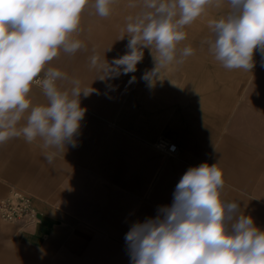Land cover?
<instances>
[{"label": "crops", "instance_id": "1", "mask_svg": "<svg viewBox=\"0 0 264 264\" xmlns=\"http://www.w3.org/2000/svg\"><path fill=\"white\" fill-rule=\"evenodd\" d=\"M128 3L129 0H114L105 32H90L88 37L99 41L94 49L85 46L84 50L80 49L72 55L61 50L52 60L55 69L66 73L69 78L59 81L62 90L70 89V81L78 79L82 90L90 92L87 96L82 93L80 97L81 107L86 112L75 136L77 146L67 145L50 164L44 158L45 153L36 150L23 137L0 145V157L10 160L6 175L19 181L22 187L36 183L40 187L31 186L30 190L42 194L49 204L48 207L38 206L34 199L39 222L32 232L33 235L50 237L49 249L60 248L55 264H132L125 241L126 233L135 222L155 218L160 207L171 206L176 185L181 179L175 176L172 182L167 175L169 170L166 172V169L156 168L158 154L150 149L154 144L150 145L146 135L148 130H144V125L150 123L155 133L169 135L172 123L174 133L184 132V106H193V93L190 100L185 101L184 98V89L188 86L199 95L196 100L203 110L200 117L202 125L195 130L190 125L188 129L189 140L192 141L189 149L196 155L206 157L192 167L205 162L209 165L217 163L223 171V178H227V170H224L227 161L235 165L243 161L244 164L247 159L245 147H252L254 152L256 136L261 130L260 121L264 131V119H260L261 115L264 117V53L259 50L254 52L255 66L250 71L224 68L209 52L207 44H202L212 35L191 34V27L208 25L206 14L184 29L187 38L178 47L191 46L194 55L187 57L183 64H171L173 72L170 78L178 85L176 88H169L165 80L161 88L154 89L149 81L142 79L146 72L155 67L154 57L158 58L155 47L152 51L143 49V59L134 73L99 79L101 74L90 66L92 55L99 54L102 60L110 63L130 51L127 47L130 39L126 32L127 17L135 16L141 10L142 0H137L138 6L134 9L129 8ZM86 7L95 10L94 0ZM227 9L228 5H223L221 8L210 7L208 11L220 12L216 18L219 19L221 12ZM78 39L83 42L82 36ZM211 74L220 76L212 77ZM132 77H135V81H132ZM228 86H235L242 94L238 99L239 107L226 116L220 127L216 115L210 114L209 105L216 101L215 95L221 94ZM33 93L35 91L31 90V100ZM248 102L252 103L251 107L247 105ZM171 105L174 107L171 108ZM242 105L246 109L241 116ZM171 115L173 120L170 119ZM245 125L247 134L240 130ZM226 134H230L232 140L243 139L241 145L224 143ZM169 142L177 146L178 156L167 158L177 160L181 156V148L175 142ZM233 154L241 155V160H233ZM98 170H103L109 176L111 184L116 177L123 180L122 184L135 196L120 194L111 189L109 182H101L87 173ZM221 199L226 202L222 192ZM154 202L161 206L153 207ZM123 206L126 209H122ZM127 209L131 211L128 213ZM97 232L115 238L117 244L94 234ZM24 254L19 249H1L0 264H28L29 258Z\"/></svg>", "mask_w": 264, "mask_h": 264}, {"label": "clouds", "instance_id": "2", "mask_svg": "<svg viewBox=\"0 0 264 264\" xmlns=\"http://www.w3.org/2000/svg\"><path fill=\"white\" fill-rule=\"evenodd\" d=\"M89 3L0 0V145L21 136L27 143L39 138L50 164L67 145L77 146L86 112L80 97L90 92L78 79L62 90L57 82L68 76L46 65L61 50L72 55L85 47L73 33ZM113 3L94 0L96 14L108 17ZM225 3L226 13L208 21L212 37L202 44L224 68L250 71L254 52L264 53V0H142L141 10L127 17L130 51L110 63L94 54L90 66L101 80L134 73L143 49L155 47V67L142 77L153 81L161 69L194 55L191 46L178 47L187 38L185 27ZM137 6V0H129V8ZM33 84L41 86L46 103L33 104ZM223 177L217 163L190 167L176 185L171 206L160 207L155 218L135 222L126 233L132 264H264V231L241 213L239 202L221 199Z\"/></svg>", "mask_w": 264, "mask_h": 264}, {"label": "rangeland", "instance_id": "3", "mask_svg": "<svg viewBox=\"0 0 264 264\" xmlns=\"http://www.w3.org/2000/svg\"><path fill=\"white\" fill-rule=\"evenodd\" d=\"M92 1L93 0H90L89 4H91ZM224 6H227V4H224ZM115 7L120 8V6H115ZM87 8L88 7H85L84 11L82 12L80 28L76 33H73V38L78 39L79 36H82L83 44L90 49H94L99 44V41H95L94 39H91L88 36L91 31L105 32L107 17H100L99 15L96 14L95 10H90L89 8L88 9ZM226 11L227 10H223L221 12L222 16L226 13ZM219 15L220 12L216 13L214 11H208L206 13V19H207L206 22L208 23L210 19L218 18ZM191 34L192 35L207 34L208 36L212 35L208 25L206 27H191ZM82 49L84 50V48ZM49 67L55 68L53 65V61H51L50 65L46 68ZM172 72L173 69L171 64L161 69L159 76L156 77L153 81H149L150 86L154 89H159L162 87V82L167 80V84L169 88H176L178 85L175 82H173L170 78ZM41 75H44L43 72L40 74V76ZM211 76L219 77L220 74H211ZM57 83L59 86V81ZM31 90L35 91V93H33L34 97L32 99L34 105L42 101H46V97L44 96L42 89L32 85ZM192 93H193V97L191 99ZM241 94H242L241 91H238L235 88V86H228L221 92V94L215 95L214 98H216V101L214 103H210L209 112L210 114L216 115L217 120L220 123V127H222V123L223 121H225L226 116H228L232 112V110L235 109V107H239L238 99L241 97ZM198 96L199 95H197L195 92L192 91V87L188 86L186 89H184L185 101L191 99V103H192L191 105H193L190 106L189 108L187 105L184 106L185 109L184 132L174 133L172 131L173 129L172 123L170 124L169 127L171 129V133L169 135H165L163 132L155 133V131L153 130V126H151L150 123L144 125V130H148L146 135H148V138L150 140V145L156 143L159 140L158 139L159 137H163L164 140L173 141L181 148L180 158H178L177 160H172L164 155H161V153L159 154L157 150L153 149V147L152 148L150 147V149H152L158 154V158L156 160V165H158V167L156 168L166 169L167 170L166 172H168L169 170L168 172L169 174L167 173V175L168 177L171 178L172 182L174 181L175 176L176 178L179 179L182 178L186 170L194 166V164H198L206 159V157L204 156L194 154L193 151L189 149L190 146H192V141L189 140V136H188V129L190 125H192L193 130H195L197 126L202 125L200 123L202 120L201 113L203 110L201 105L196 100ZM247 105L251 107L252 103H249ZM172 107H174V105H171V108ZM187 108H188V112H187ZM245 109L246 106L243 107L242 105L240 109L241 116H242V111ZM170 119L173 120L172 115ZM260 119H264V117H262L261 115ZM245 120L244 122L246 123ZM259 126L261 127V130L259 134L256 136L257 138L255 140L254 152L252 147H249L248 149L247 147H245L244 149L245 153L247 154V159L245 158L246 162L244 160V164H242L243 161L242 162L240 161L237 165H235V163L232 164L231 162L227 161L226 164L224 165V170H227L225 176L227 178H224L225 183L223 188L221 189V192L225 195L226 202H231V201L239 202L240 199H242L243 201L239 202L241 207L240 209L241 213L251 216L256 226L260 228L262 231H264V131H262L261 121ZM240 130L242 133L247 134L246 125L244 128L241 127ZM254 130H255V126H254ZM251 131H252V126L250 128V132ZM242 140L243 139L237 140L236 138L232 140L230 134H226V136L224 137V143H226L227 145L232 144L236 146V144L238 143L239 145H241ZM29 144H31L32 147H35L36 150H38L39 152L45 153L46 151H49L48 149H45L43 147V141L39 138L36 141ZM116 153L118 154L119 151H116ZM241 158H242L241 155L233 154L232 156L233 160H241ZM9 168H10V160L4 157H0V197L6 193L7 188H13L32 196L33 199H35V201L37 202L38 206L42 205L48 207L49 204L45 202L42 194L34 193L30 190V188L32 189L31 186L37 188L38 185L32 182L30 183L31 185L26 184L28 188L24 186L23 187L20 186L18 184L19 181H15L10 176L6 175V170H8ZM87 173L90 176L96 178L97 180L99 179L101 182L104 183L109 182L111 189L119 192L120 194L125 193L128 196L129 195H131L132 197L135 196L134 193H131L128 190V188L126 189L125 185L122 184L123 180L118 179L116 177L114 178L113 184H111L112 182H110V180L108 179L109 176L106 175L105 172H103V170H98L94 172L88 171ZM128 180H130V177L128 178ZM158 205L161 206L160 204L154 202V206L153 205L152 206L159 207ZM130 207L131 209H133L132 204ZM49 208H53V207H49ZM122 209H126V208L123 206ZM127 211L128 213L130 212L128 209ZM66 216L68 217V219L70 218V214ZM75 220L77 221V219ZM82 226L88 228L84 224ZM94 232L96 231L94 230ZM33 234L34 232L32 231L20 230L15 224H7L0 220L1 249L22 250L25 253L24 255L28 256L29 258L28 264H55L57 257L60 255L61 252L60 248L49 249L48 241H50V237H46L45 235H44L45 237L44 236L41 237L38 234L37 235H33ZM94 234H97L98 236H103L105 239L107 238L111 242H115V243L117 242L116 240H114L115 238L111 239L106 235L98 234V232Z\"/></svg>", "mask_w": 264, "mask_h": 264}, {"label": "built area", "instance_id": "4", "mask_svg": "<svg viewBox=\"0 0 264 264\" xmlns=\"http://www.w3.org/2000/svg\"><path fill=\"white\" fill-rule=\"evenodd\" d=\"M44 78V75L39 77ZM40 89L41 86L33 84ZM156 150L169 158L178 156V148L167 140H158ZM0 220L15 224L20 230L33 231L39 222V213L32 196L20 190L9 188L6 195L0 197Z\"/></svg>", "mask_w": 264, "mask_h": 264}, {"label": "bare ground", "instance_id": "5", "mask_svg": "<svg viewBox=\"0 0 264 264\" xmlns=\"http://www.w3.org/2000/svg\"><path fill=\"white\" fill-rule=\"evenodd\" d=\"M159 140H164V139H159ZM158 142V141H157ZM156 142V143H157ZM156 143H154V145H153V147H154V149L156 150V147H155V145H156ZM159 152V151H158Z\"/></svg>", "mask_w": 264, "mask_h": 264}]
</instances>
